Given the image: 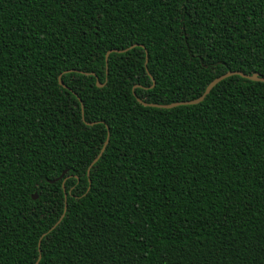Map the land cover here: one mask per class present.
Segmentation results:
<instances>
[{
	"label": "trees",
	"instance_id": "16d2710c",
	"mask_svg": "<svg viewBox=\"0 0 264 264\" xmlns=\"http://www.w3.org/2000/svg\"><path fill=\"white\" fill-rule=\"evenodd\" d=\"M232 71L264 0H0V264H264V83L137 101Z\"/></svg>",
	"mask_w": 264,
	"mask_h": 264
},
{
	"label": "water",
	"instance_id": "95a60500",
	"mask_svg": "<svg viewBox=\"0 0 264 264\" xmlns=\"http://www.w3.org/2000/svg\"><path fill=\"white\" fill-rule=\"evenodd\" d=\"M138 45H135V46H132V47H130V48H128V49H125V50H113V51H109L107 54H106V67H108V60H109V56H110V54H112V53H125V52H127L128 50H130V49H133V48H135V47H137ZM147 63H148V53L146 52V63H145V65H146V69H147ZM69 73H71V72H77V73H80V74H83V75H91V76H94V77H96L95 76V74H88V73H85V72H83V71H75V70H70V71H68ZM68 72H66V73H68ZM107 74H108V72H107ZM232 76H240V77H242V78H244V79H247V80H250V81H254V82H263L264 83V78L260 75V74H258V73H254V74H252V75H248V74H245V73H242V72H239V71H232V72H228V73H226V74H224V75H222V76H220V77H218V78H216L215 80H213L208 86H207V88H206V90H205V92L198 98V99H195V100H191V101H184V102H177V103H171V104H167V105H163V104H154V103H146V102H144V101H142L141 99H139V98H137V101L140 103V104H142L143 106H146V107H152V108H158V109H172V108H175V107H179V106H192V105H197V104H199V103H201V102H203L204 101V99L211 93V91L214 89V87L216 86V85H218L220 82H222L223 80H225V79H227V78H229V77H232ZM96 79H97V81H96V83H97V87L98 88H103L105 85H106V83H107V80H106V82L104 83V84H101L100 82H99V80H98V78L96 77ZM59 84L63 87V88H65V89H67V86L66 85H64V83L62 82V75L59 77ZM155 85V82H153V86ZM152 86V87H153ZM137 87H141V86H136V87H134V89H133V93H134V90L137 88ZM134 95H135V93H134ZM79 101L81 102V100H80V98H79ZM81 109H82V114L84 115V106H83V104L81 103ZM96 123H87V125H89V126H94ZM107 131H108V135H107V138H106V141L104 142V144H103V147H102V149H101V151H100V153L98 154V156L94 159V161L92 162V164L90 165V167H89V169H88V176L90 175V171H91V169H92V167L100 160V158L103 156V154H104V152H105V150H106V148H107V146H108V144H109V140H110V133H109V127H107ZM62 177H63V175L59 178V179H62ZM58 179V180H59ZM57 181V180H56ZM65 181L66 180H64V182H63V189L65 190ZM53 182H55V181H53ZM66 196V195H65ZM33 199H37V194H35L34 196H33ZM66 210H67V205H65V211H64V214L61 216V218L59 219V221L56 223V225L55 226H53L52 227V229L49 231V232H51L52 230H54L60 223H61V221L63 220V218H64V216H65V213H66ZM48 232V233H49ZM48 233H45L42 237H41V239H40V241H39V253H40V255H39V258H38V260L36 261V263L35 264H39L40 263V261H41V241H42V239L48 234Z\"/></svg>",
	"mask_w": 264,
	"mask_h": 264
}]
</instances>
